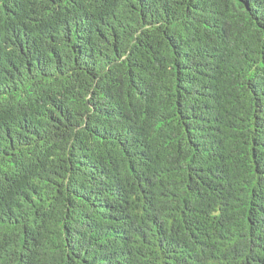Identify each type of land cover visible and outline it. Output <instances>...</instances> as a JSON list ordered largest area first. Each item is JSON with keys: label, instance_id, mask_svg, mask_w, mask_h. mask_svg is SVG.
<instances>
[{"label": "trees", "instance_id": "obj_1", "mask_svg": "<svg viewBox=\"0 0 264 264\" xmlns=\"http://www.w3.org/2000/svg\"><path fill=\"white\" fill-rule=\"evenodd\" d=\"M0 264H264V0H0Z\"/></svg>", "mask_w": 264, "mask_h": 264}]
</instances>
